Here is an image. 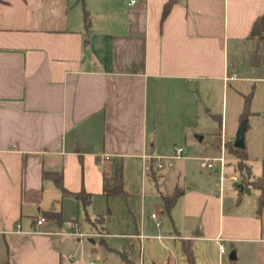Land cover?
<instances>
[{
    "label": "crops",
    "instance_id": "crops-1",
    "mask_svg": "<svg viewBox=\"0 0 264 264\" xmlns=\"http://www.w3.org/2000/svg\"><path fill=\"white\" fill-rule=\"evenodd\" d=\"M131 2L0 0V264H124L122 255L132 264H187L183 240H192L197 264H231L233 250L236 264H264V209L258 201L255 212L228 214L236 202L227 207L225 182L241 191L247 182L224 174L227 159L223 172L214 169L220 177L213 186L212 175L186 187L183 172L155 168L156 157L174 152L165 144L179 120L195 114V89L244 81L253 88L249 161L263 162L264 0ZM257 21L261 35L253 36ZM217 111L219 129L207 135L200 158L214 152L217 131L222 146L235 142L241 116L229 133L227 103ZM205 136L197 135L195 148ZM103 155L111 159L102 163ZM133 159L150 164L168 217L146 214L144 190L139 211L123 175L128 232L116 234L106 215L114 216L118 196L104 194L105 179ZM54 172L68 194L44 176ZM82 190L93 195L90 210L99 198L104 210L89 213L77 197ZM177 190L183 194L168 213L164 196ZM54 211L61 223L49 216Z\"/></svg>",
    "mask_w": 264,
    "mask_h": 264
},
{
    "label": "rangeland",
    "instance_id": "rangeland-1",
    "mask_svg": "<svg viewBox=\"0 0 264 264\" xmlns=\"http://www.w3.org/2000/svg\"><path fill=\"white\" fill-rule=\"evenodd\" d=\"M251 85L252 84L250 83V81H244L239 83L240 88L236 87L237 84H229L226 89L216 88L209 93L201 92V94L197 89H195L196 98L198 99L195 103V114L192 116V118L179 120L177 126L172 130V137L165 144L171 148L173 146L184 147L186 150H189L188 154H185L181 158L175 159L173 161V168L165 167L163 169H159L155 165L156 171L159 173L173 171V174L175 175L183 172V176L185 177L181 179L180 185L186 187L191 186L192 182H196V184H198L200 177H203V175H212V180H209L212 186L216 182H218L220 173H216L215 170L203 168L201 166L202 158H200V154L202 153L203 149L208 146V141L210 140L209 136L207 135L219 129L220 122L216 118H214L213 115L219 114V111L217 110H219L223 101H225L227 103L228 130L229 133L232 132L238 122V118L243 113L246 96L251 93L253 94V88L251 87ZM237 88H239L238 90H241V92L243 93L241 94L237 90ZM211 106L215 107V111L212 114H208L207 110L211 109ZM249 117L251 116L249 115ZM249 117H247V119H249ZM198 134H204L206 136L203 142H198L199 147L197 146V148H195V145H197L196 139ZM206 155L210 157L216 156L213 153H207ZM225 157L228 161V165L224 174H226V176L228 177L235 173L237 174V177L240 178L241 174L235 169V162L232 161V159H230L226 153ZM131 161L132 162L130 163L126 162V165H122V163H120L119 166V163H116V166L122 167L125 189L132 191L139 211L142 210L140 207L142 191H146V214L151 218V214L153 212H156L159 214L160 220L164 221V219H166L168 215L165 212L163 213V204L160 205V200L158 198L160 196V192H164L165 189L161 184H158L159 182H156L147 174L150 169V164L142 166L141 160L139 159H133ZM248 163L252 168L254 177H258L262 174L263 163L260 157L252 158L250 161H248ZM231 185L232 183L231 181H229L225 182L223 186V193L225 191V188L226 192L229 193V198H227L226 200L227 207L231 208V206H233L231 205L232 202H236L234 204V208H232V211L228 212V214H247L255 212L256 207L254 208V204H256V202L258 201L260 203L259 190L253 188L248 183L244 184L245 190L243 191H241V188H233V190H231ZM215 190L217 191V194H220V188H215ZM231 194L233 196H231L230 198ZM239 198L243 200V204L240 207L237 206ZM93 203L94 204L92 205L91 210L89 206L86 208L89 213L94 212L96 214H99L101 210H104L105 200H103V198L96 199ZM112 206L115 212L114 216L106 215L107 221L110 222V231L116 234L127 233L128 231H126V226L124 225V220H126L128 216V206L126 198L120 196L115 197ZM82 211L84 213V209ZM79 221L84 225L88 224L85 216H83L82 218L80 217ZM87 244H89V242H87Z\"/></svg>",
    "mask_w": 264,
    "mask_h": 264
},
{
    "label": "trees",
    "instance_id": "trees-1",
    "mask_svg": "<svg viewBox=\"0 0 264 264\" xmlns=\"http://www.w3.org/2000/svg\"><path fill=\"white\" fill-rule=\"evenodd\" d=\"M172 6V2L168 3L164 10V17L167 16ZM253 94H249L246 96L245 100V106L243 113L241 115V119H245L249 116L251 112V102H252ZM215 134H217L216 140H214L213 154L216 156H219L221 153L222 145H221V137L219 131H217ZM226 154L230 159H233L235 161V169L240 172L242 178L245 179V181L252 186L253 188L259 190L260 196V204H259V211H262L264 209V159H263V168H262V174L259 177H254L252 173V168L249 165V153L247 150V147L245 149L237 148L233 143H227L226 144ZM215 157V156H214ZM228 164V162H227ZM44 176L51 177L58 187L61 189V191L64 194H68L69 192L64 187V181H63V175L62 173L54 172V173H45ZM104 194L108 197L112 196H120L123 198H127L128 194L124 189L123 186V170L122 167H119L117 169L116 175L113 179H105V186H104ZM183 194L182 190L175 191L174 194L169 196H164V208L165 211L170 213L174 205L176 204L178 198ZM77 197L79 200L82 201L85 207H87L90 202L92 201L93 195L90 193H87L85 190H82L77 194ZM49 216L56 221L57 223H61V217L59 213L57 212H50ZM183 249L187 256V264H197V260L195 257V253L193 251V242L192 240H183ZM124 264H132V261L129 259L127 255H122ZM231 264H236V260H232Z\"/></svg>",
    "mask_w": 264,
    "mask_h": 264
},
{
    "label": "built area",
    "instance_id": "built-area-1",
    "mask_svg": "<svg viewBox=\"0 0 264 264\" xmlns=\"http://www.w3.org/2000/svg\"><path fill=\"white\" fill-rule=\"evenodd\" d=\"M135 0H132L131 3H134ZM236 74L233 75L232 78H235ZM225 152H226V146L225 143H223L222 146V154L220 156L216 157H207V158H202L201 166L203 168L209 169V170H214L216 168L220 169L222 172L225 169L226 166V157H225ZM185 154H188L187 150L184 147H176L174 152L170 154L167 157L164 156H159L155 158V164L159 169H163L165 167L173 168L174 166V160L183 157ZM151 158V157H149ZM111 157L110 155H103L101 157V162L103 163L106 160H110ZM219 164V165H218ZM156 214L153 215L154 218H156ZM46 221L45 217H40L37 221L39 225H42ZM160 225V222L158 223ZM226 248L224 245H221V252L225 253Z\"/></svg>",
    "mask_w": 264,
    "mask_h": 264
},
{
    "label": "water",
    "instance_id": "water-1",
    "mask_svg": "<svg viewBox=\"0 0 264 264\" xmlns=\"http://www.w3.org/2000/svg\"><path fill=\"white\" fill-rule=\"evenodd\" d=\"M253 36H259L261 35V25H260V21H257L254 29H253ZM255 60L257 61V64H259L258 62L260 61V54L257 50L256 52V56H255ZM248 128V119L245 118L241 121L240 126L238 128L237 134H236V139L234 142L235 147L237 148H241V149H245L246 146V131ZM199 139L202 140V136H199ZM217 171H219V169H217ZM237 259V254L236 251L233 250L230 254V260H236Z\"/></svg>",
    "mask_w": 264,
    "mask_h": 264
}]
</instances>
